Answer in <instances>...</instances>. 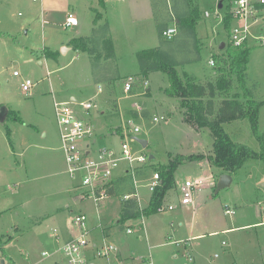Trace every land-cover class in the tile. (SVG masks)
I'll return each instance as SVG.
<instances>
[{
	"label": "rangeland",
	"instance_id": "obj_1",
	"mask_svg": "<svg viewBox=\"0 0 264 264\" xmlns=\"http://www.w3.org/2000/svg\"><path fill=\"white\" fill-rule=\"evenodd\" d=\"M109 1V9H104L98 0H0V107L7 111L0 121V235L10 238L3 246L5 256L0 253V264H67L53 234L78 237L82 231L72 219L79 214L87 218L85 264H264L263 164L249 161L228 187L216 192L222 172L206 159L213 155L209 131L181 105L182 92L171 86L167 71L143 79L136 57L142 50L157 49L175 64L181 85L214 82L216 59L223 55L219 47L230 44L223 21L232 11L231 0H151L152 13L147 0ZM98 13L101 20L94 26ZM69 15L79 21L78 28L63 27ZM257 20L247 42L245 84L260 104L256 126L263 133L264 6ZM169 28L176 33L167 39L162 32ZM73 38L90 39L92 53L73 50L69 44ZM45 49L54 53L53 58L44 56ZM211 59L214 66L209 65ZM92 75L107 88L106 98L98 96L87 117L96 129L95 145L119 153L126 142L135 156H152L138 167L134 180L130 176L140 209L149 202L146 183L156 167L167 165L176 155L204 156L181 164L175 172L177 186L161 204L173 205V211L120 222V196L107 197L96 206L92 198L81 200L74 191L78 179H70L65 171L53 98L63 102L71 94L77 102L90 99L98 87ZM129 76L138 80L132 92L136 99L123 97L122 80ZM26 80L32 84L29 93L21 88ZM143 80L149 82L147 88L141 86ZM86 87L88 92L81 93ZM233 95H243L236 80L222 98ZM134 103L140 108L132 120L139 132L129 135L127 129L132 127L127 121L136 112ZM153 117L162 120L155 123ZM222 126L234 142L258 149L248 119ZM117 128H122V135ZM135 139L147 146L142 148ZM126 169L122 162L116 174ZM185 181L198 186L192 204L180 206L179 189ZM120 189L127 195L130 186ZM104 241L116 253L96 257Z\"/></svg>",
	"mask_w": 264,
	"mask_h": 264
},
{
	"label": "trees",
	"instance_id": "obj_2",
	"mask_svg": "<svg viewBox=\"0 0 264 264\" xmlns=\"http://www.w3.org/2000/svg\"><path fill=\"white\" fill-rule=\"evenodd\" d=\"M98 2L101 4L102 0H98ZM99 20L100 18L97 16L94 18V26ZM180 22L182 23V21ZM223 23L224 28L229 33L232 25L230 14H226ZM90 43V39L82 38L70 41L73 50L85 53H92V50H89L88 47ZM109 48L110 54L113 55L111 44H109ZM222 54V57L216 59V80L214 82H207L205 85L193 81H187L184 85H181L174 70L175 64L169 62L157 49L142 50L136 54V57L140 66L139 76L143 79H147L148 75L152 72L167 71L171 86L177 92H182L181 96L183 99L181 105L189 110V114L199 127L206 128L209 131L213 140V155L208 156L206 159L210 166L219 169L222 174L230 175L233 179L237 172L249 161H260L264 166V132H259L256 126L260 104L253 100L252 94L245 84L250 47L247 43H244L240 47H234L229 44L228 48L224 44ZM44 56L46 58H53L54 53L45 49ZM234 80H236L243 95L241 98L236 95H233L232 98H222L225 94L230 93ZM218 98H221V100L216 104L215 100ZM204 99L205 101H203ZM132 119L136 120L137 115H133ZM244 119H248L250 122L252 132L258 144L256 151L245 144L234 142L223 129V124ZM116 132L122 135V128H117ZM149 158L147 157L146 164H148ZM203 158L204 156L201 155H190L187 157L176 155L170 158L167 165L156 167L157 171L155 173L158 174L160 184L151 193L147 206L144 209H140L136 199L129 198L125 200L123 199V195L120 222L136 220L157 213V209L162 204L165 195L175 186L174 174L178 167L185 162L199 161ZM146 164L141 166H145ZM116 184L117 182L114 179L112 187L108 190L107 197L117 194V190L114 189ZM132 194L134 192L127 195ZM9 241L10 238L0 235V253L2 256H5L3 246Z\"/></svg>",
	"mask_w": 264,
	"mask_h": 264
},
{
	"label": "built area",
	"instance_id": "obj_3",
	"mask_svg": "<svg viewBox=\"0 0 264 264\" xmlns=\"http://www.w3.org/2000/svg\"><path fill=\"white\" fill-rule=\"evenodd\" d=\"M35 1V0H33ZM232 11L230 17L232 20L231 28L229 29V43L234 47H240L244 43L249 42L252 38V26L258 21L259 12L264 6V0H231ZM208 16V13H205ZM65 27L78 26V20L69 15L66 18ZM176 33L175 28H169L162 32V35L170 39ZM262 40V39H261ZM263 41V40H262ZM210 66H214V60L209 61ZM18 76L17 72L13 73ZM138 80L132 76L125 78L122 81L123 94L128 97L136 89ZM141 86L147 88L149 82L143 80ZM32 84L29 80L21 84L24 92L29 93ZM102 88L97 87V93L100 94ZM95 97H92L83 102L66 101L58 102L54 100V116L59 130L60 151L62 152L66 173L72 180L78 179L76 185L77 195L81 200L92 198L96 206L99 202L107 198L108 190L112 187V181L115 179L116 171L122 162L126 163V173L131 175L134 180L135 165H144L147 163V157L143 154H133L126 142L121 143L120 152L117 153L114 149L108 147L95 146V129L89 122L87 117L95 108ZM138 112V105L134 107ZM133 119L127 121V125L132 127L127 129V134L134 135L139 132V128L133 125ZM162 118L153 117V122L158 123ZM160 179L157 173L149 179L146 187L150 194L159 186ZM135 185V181H134ZM198 186V183L185 181L179 189V204L187 206L192 204L193 194ZM135 187H137L135 185ZM136 189V188H135ZM136 199L139 204V197L135 191L132 195H124L123 199ZM173 205H161L157 209V213L173 211ZM226 214H231L226 211ZM142 218V217H141ZM72 223L78 226L82 233L74 240L62 245V252L67 264H85L82 257V250L87 246L86 227L87 218L83 214L76 215L72 219ZM127 233H131L127 229ZM53 237L58 238V234L54 233ZM116 253V248L107 242H103V246L97 251L96 257H108ZM43 257H47V253H42ZM191 260V259H190Z\"/></svg>",
	"mask_w": 264,
	"mask_h": 264
},
{
	"label": "crops",
	"instance_id": "obj_4",
	"mask_svg": "<svg viewBox=\"0 0 264 264\" xmlns=\"http://www.w3.org/2000/svg\"><path fill=\"white\" fill-rule=\"evenodd\" d=\"M92 1L93 0H91V3H92ZM107 1H109V0H102V3L101 4H99V2H98V4L100 5V6H102L104 9H109V7H108V4H110L109 2L107 3ZM93 6H91V9L93 10V12L95 11H97L96 9H94V8H92ZM147 8H148V10H150V13H152V1L151 0H147ZM205 15V14H204ZM99 17L100 18V20H101V15L98 13V14H95V17ZM99 20V21H100ZM94 25V24H93ZM97 25V24H96ZM95 25V26H96ZM80 26V23H79V21H78V26H76V27H65V26H63L64 28H78ZM94 27V26H93ZM73 39H77V38H73ZM72 40V39H71ZM70 44V43H69ZM71 46V45H70ZM152 73H155V72H152ZM152 73H150V74H152ZM149 74V75H150ZM92 80H93V83L95 84V83H97V84H95L96 86H95V89H96V87L97 86H100L101 88H102V92L100 93V94H98L97 92H96V94H94L92 97H95V99H97V97L98 96H100V99H104V98H106V96H107V88L104 86L105 85V83H102L101 84V82H98V81H100V80H97L96 78H94L93 77V75H92V78H91ZM104 79H106V78H104ZM106 80H108L109 81V84L110 83H112L111 82V80H109V79H106ZM123 81V80H122ZM107 83V85H108V82H106ZM88 89H89V87H86V88H84V89H81V93L82 92H88ZM138 95L137 94H132L131 96H128V97H126V96H123L125 99H130V98H134V99H136V97H137ZM91 97V98H92ZM77 97H75L74 95H69L68 96V98H64V100H62L63 102H66V101H76L77 102ZM115 99V98H114ZM118 99V98H117ZM117 99H116V105H117V108H116V111H118V115H120L121 114V111H120V109H119V107H118V103H117ZM54 100H56L55 98H53V102H54ZM138 105L137 103H134V105ZM99 110H97L96 112H98ZM99 114V113H98ZM97 114V115H98ZM138 115L139 114V112L136 110V112L135 111H132V113H131V115L133 116V115ZM90 117H91V114H90ZM89 120V119H88ZM89 122L92 124V122H91V120H89ZM92 126L94 127V125L92 124ZM94 129H95V127H94ZM96 130V129H95ZM96 146V145H95ZM147 146V145H146ZM138 153H140V152H138ZM141 165H135V169L136 168H138V167H140ZM66 171V170H65ZM129 176V174H127L126 173V170L125 171H121L120 173L118 172V174H115V181L117 182V184L115 185V187H114V189H116L117 190V194H115V195H117V196H120L121 197V200H122V196L124 195V194H122L121 193V191H123L122 189H120V187L122 188V187H127V186H130V190H129V192H127L126 194H130V193H132V192H134V187H133V181H132V179H131V177H128ZM176 182V181H175ZM148 183V182H147ZM146 183V184H147ZM144 186V185H143ZM175 186H177L176 184H175ZM174 186V187H175ZM142 198V197H141ZM133 199V198H132ZM149 201V200H148ZM148 203V202H147ZM147 205V204H146ZM168 205H171V204H168ZM138 206H141L140 205V203L138 204ZM181 206V205H180ZM140 208V207H139ZM120 210H121V206H120ZM119 221H120V215H119ZM129 229V228H128ZM103 234V233H102ZM104 235H105V232H104ZM73 238V236L72 235H65L64 237H63V239H62V237H61V235L58 233V238L56 239V240H58V241H60L61 242V244L63 245V244H65V243H67V242H69V241H72V240H74V239H72ZM77 238V237H76ZM75 238V239H76ZM62 245H61V247H62ZM60 247V248H61ZM60 250V249H59ZM120 256H118L117 258H119Z\"/></svg>",
	"mask_w": 264,
	"mask_h": 264
},
{
	"label": "water",
	"instance_id": "obj_5",
	"mask_svg": "<svg viewBox=\"0 0 264 264\" xmlns=\"http://www.w3.org/2000/svg\"><path fill=\"white\" fill-rule=\"evenodd\" d=\"M219 8H221V5L219 6ZM220 50L224 49V44L222 43L219 47ZM7 111L5 108L0 107V121H3L6 117ZM141 146L142 148H145L147 145V142L144 140H139V139H135ZM149 159H152V156H150ZM232 182V177L228 174H221L219 176L217 185H216V192H218L219 190L228 187ZM1 264H4V261H1Z\"/></svg>",
	"mask_w": 264,
	"mask_h": 264
}]
</instances>
